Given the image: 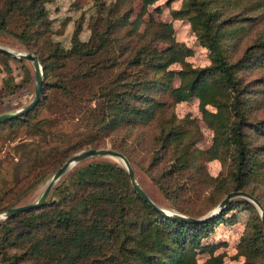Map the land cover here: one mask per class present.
Wrapping results in <instances>:
<instances>
[{
	"label": "trees",
	"instance_id": "1",
	"mask_svg": "<svg viewBox=\"0 0 264 264\" xmlns=\"http://www.w3.org/2000/svg\"><path fill=\"white\" fill-rule=\"evenodd\" d=\"M48 1L0 0V32L11 34L39 54L46 76L40 102L0 122V133L17 123L41 129L48 118H37L39 109L53 89L65 97L96 99L98 106L92 111L96 128L57 150L56 157L33 164L2 193L0 210L18 205L32 187L76 151L102 147L120 129L155 122L157 127H152L155 131L147 136V143L143 132H138L137 144L117 143L113 138L114 148L131 162L138 148L149 152L143 168L169 205L201 217L233 190L249 191L264 205V117L255 115L253 109L263 98L258 97L259 89L253 92L246 76L249 70L264 68V37L254 38L241 51L251 27L264 17L260 0L255 7L237 12L225 6L242 5L241 0H184L173 11L174 17L190 20L209 49L211 62L204 66L186 60L193 53L190 48L176 42L160 47V42L173 40L172 23H159L158 28L141 32L140 21L129 20L130 8L122 14L119 6L105 19H94L88 40L80 39L76 31L71 46H64L52 37ZM142 1L146 8L156 0ZM126 25L128 34H121ZM0 55L12 58L6 52ZM71 59L77 60L73 67L68 66ZM175 62H182L183 67L171 68ZM117 66L122 67L114 77L100 83L91 95L84 94L86 80ZM177 76L180 83L174 85ZM191 97L199 99L203 117L214 130L213 143L204 150L195 147L194 130L184 126L187 118L178 120L174 112L166 115L174 103ZM203 157L224 161V170L210 181L201 168ZM197 184L206 186L204 196L188 199L189 190ZM243 201L256 210L251 200ZM235 202L231 199L221 212L201 222L179 219L140 195L121 163L85 161L54 186L41 206L0 221V264H219L222 257L212 253L215 245L205 243L204 238L226 220ZM255 218L240 244L239 252L245 255L242 264H264V226L260 214ZM197 251L213 255L200 263Z\"/></svg>",
	"mask_w": 264,
	"mask_h": 264
},
{
	"label": "rangeland",
	"instance_id": "2",
	"mask_svg": "<svg viewBox=\"0 0 264 264\" xmlns=\"http://www.w3.org/2000/svg\"><path fill=\"white\" fill-rule=\"evenodd\" d=\"M257 1L241 0L242 5L227 4L225 8L227 10H236L233 12H237L238 9L243 7L249 10V8L255 7ZM260 2L264 8V0H260ZM183 3L184 0H156L144 8L142 0H50L47 2V8L53 30L52 37L64 46H71L72 38L76 31H78L80 39L88 40L92 34L91 26L94 19L98 17L105 19L111 9L119 6L117 10L121 11L122 14L126 9L130 8L129 20L135 21L138 19L140 21L141 32H144L146 29L158 28L159 23H172L174 28L173 40L160 42V47L165 48L170 46L171 43L176 42L180 46L192 50L193 53L186 57L188 62L195 66L207 65L211 62L210 51L199 40L190 20L185 17L176 18L173 15V11L181 8ZM220 3L222 2L220 1ZM114 12L117 11L114 10ZM128 28V25L123 26L121 34H128ZM259 36L264 37V17L259 22H255L253 27H251L250 33L241 45V51L254 38ZM0 44L16 50H29L19 39L6 32H0ZM76 64L77 60L71 59L68 66L73 67ZM121 67L117 66L102 71L97 76L86 80L85 83L88 84V88L84 94L91 95V92L95 91L100 83L108 78L114 77ZM182 67V62L171 64V68L175 70H179ZM246 76L251 80V84L255 88L253 92L259 89L257 92L258 97L260 99L263 98L262 101L253 106L254 114L263 118L264 84L261 83L264 81V68L249 70ZM179 83L180 77L177 76L174 80V85H179ZM35 85V69L31 60L13 56L8 59L6 56L0 55V114L19 109L30 102L35 95ZM54 90L49 92L48 99L39 109L37 118H48L42 124L41 129L29 128L27 125L17 123L14 127L8 125L0 133V196L6 189L13 186L19 178L27 174L33 164L48 160L53 155L56 157L57 155L55 153L57 150H62L95 131V121L97 118L92 111L97 108L98 101L96 99L87 100L65 97ZM44 93H46V90ZM173 105L172 111H168L166 115L170 116L171 112H174L178 120L187 118L184 126L187 125L194 130L195 147L203 150L209 148L213 143L214 130L203 117L199 99L197 97H191L190 99L174 103ZM209 108L215 110L212 105H209ZM154 126L157 127L156 122L147 126L138 125L134 129H120L111 134L103 146L114 148L113 138H117V143L126 141L137 144L138 132H143V141L147 143V136L154 134L155 128H152ZM133 155L135 160L132 161V165L138 180H141L143 186L156 196L159 205L171 210H177L175 207L169 205L168 199L165 198L162 191L153 183L143 168V165H145L149 157V152L146 149L138 148L134 151ZM93 159L113 160L124 166L123 162L118 158L106 155L89 157L76 164L73 168L85 161ZM200 160L205 179L209 181L211 180V176H219L225 168L224 161L220 158L206 159V157H203ZM53 173L32 187L18 204L37 200ZM205 188V185L197 184L193 189L189 190L190 196L188 195L187 198H194L193 196L197 197L201 194L204 196ZM232 199H235L236 202L234 207L226 214V220L218 225L208 237L204 238L205 243L215 245L214 252L212 253L222 257V261L219 264H242L245 261V255L239 252L242 237L248 227L252 223H255L257 219L255 218V214L258 213L261 217L260 210L255 203L256 210L243 201V199L249 200L248 198L236 196ZM217 205L209 211L216 208ZM212 253L209 251H197L199 262L204 263L213 255Z\"/></svg>",
	"mask_w": 264,
	"mask_h": 264
},
{
	"label": "water",
	"instance_id": "3",
	"mask_svg": "<svg viewBox=\"0 0 264 264\" xmlns=\"http://www.w3.org/2000/svg\"><path fill=\"white\" fill-rule=\"evenodd\" d=\"M0 51L6 52V53H8L11 56L16 57V58L31 60L34 64L35 77H36L35 95H34L33 99L19 109H16V110L10 111V112L1 113L0 114V122H2V121H5V120L11 119L13 117L24 114L25 112L34 108L40 102V100L42 98L43 89H44L43 88L44 87V66H43V62H42L40 55L37 53H34L32 51L16 50L14 48H9V47L1 45V44H0ZM106 155L114 156V157L118 158L119 160H121L123 162L124 166L126 167L130 177H131V180H132V183H133L135 189L139 192V194L142 195L156 209H158V210H160V211H162L168 215L174 216V217L179 218V219H185L188 221H192V222H201V221H204L207 218L221 212L232 198H234L236 196H244L258 206L260 213H261V219L263 222V226H264V205L259 200V198L257 196H255L254 194H252L251 192L246 191V190L230 191L220 201V203L217 205L216 208L212 209L206 215L201 216V217H195L192 215L182 213L178 210H171L169 208H166L164 206L159 205L150 197V195L147 193V191L144 189V187L140 184V182L137 178L136 172L134 170V167L132 165V162L129 159V157L124 152H122L120 150H117V149L112 148V147H106V146L88 147V148L82 149V150L72 154L70 157H68L63 162V164L59 168H57L54 171V173L49 178L45 188L43 189L41 195L39 196V198L37 200L32 201V202H27V203H22V204L10 206V207H7L5 209L0 210V220L3 218L12 217L18 213L29 210L31 208L41 206L47 200L52 188L58 182V180L60 178H62V176L64 174H66L76 164H78L79 162H81V161H83L89 157L106 156Z\"/></svg>",
	"mask_w": 264,
	"mask_h": 264
}]
</instances>
